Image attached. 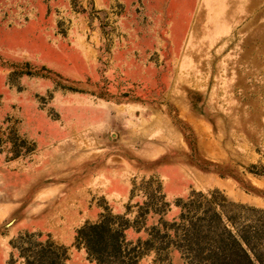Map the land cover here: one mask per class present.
<instances>
[{"label":"rangeland","instance_id":"rangeland-1","mask_svg":"<svg viewBox=\"0 0 264 264\" xmlns=\"http://www.w3.org/2000/svg\"><path fill=\"white\" fill-rule=\"evenodd\" d=\"M197 194L264 210V0H0V264L104 218L185 264Z\"/></svg>","mask_w":264,"mask_h":264},{"label":"trees","instance_id":"trees-1","mask_svg":"<svg viewBox=\"0 0 264 264\" xmlns=\"http://www.w3.org/2000/svg\"><path fill=\"white\" fill-rule=\"evenodd\" d=\"M195 197L202 195L188 201L183 223L173 230L175 240L156 232L143 243L145 254L161 258L172 249L185 264H264V210L231 204L233 213H227L220 203ZM77 240L97 264H135L139 256L137 247L123 244L122 229L105 218L81 228ZM32 250L26 264H63L66 259L63 249L48 242Z\"/></svg>","mask_w":264,"mask_h":264}]
</instances>
